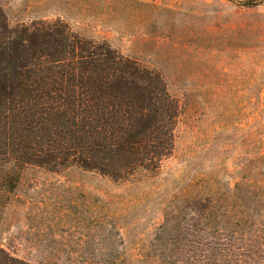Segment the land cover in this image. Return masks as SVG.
<instances>
[{
    "label": "rangeland",
    "instance_id": "rangeland-1",
    "mask_svg": "<svg viewBox=\"0 0 264 264\" xmlns=\"http://www.w3.org/2000/svg\"><path fill=\"white\" fill-rule=\"evenodd\" d=\"M0 0L12 25L63 20L156 70L173 153L115 181L29 166L0 244L34 264H264V0Z\"/></svg>",
    "mask_w": 264,
    "mask_h": 264
},
{
    "label": "trees",
    "instance_id": "trees-1",
    "mask_svg": "<svg viewBox=\"0 0 264 264\" xmlns=\"http://www.w3.org/2000/svg\"><path fill=\"white\" fill-rule=\"evenodd\" d=\"M178 115L156 70L61 19L12 25L0 5L1 204L29 166L115 181L156 171L174 151ZM0 264L34 263L0 244Z\"/></svg>",
    "mask_w": 264,
    "mask_h": 264
}]
</instances>
